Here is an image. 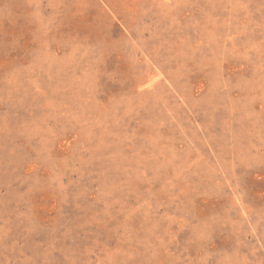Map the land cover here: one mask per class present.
<instances>
[{
    "label": "rangeland",
    "instance_id": "374dc122",
    "mask_svg": "<svg viewBox=\"0 0 264 264\" xmlns=\"http://www.w3.org/2000/svg\"><path fill=\"white\" fill-rule=\"evenodd\" d=\"M0 264H264V0H0Z\"/></svg>",
    "mask_w": 264,
    "mask_h": 264
}]
</instances>
